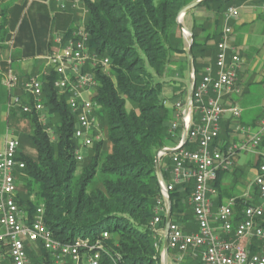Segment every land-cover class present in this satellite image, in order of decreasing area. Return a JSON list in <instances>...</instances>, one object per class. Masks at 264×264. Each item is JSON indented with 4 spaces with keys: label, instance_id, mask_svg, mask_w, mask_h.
Listing matches in <instances>:
<instances>
[{
    "label": "trees",
    "instance_id": "16d2710c",
    "mask_svg": "<svg viewBox=\"0 0 264 264\" xmlns=\"http://www.w3.org/2000/svg\"><path fill=\"white\" fill-rule=\"evenodd\" d=\"M193 1L82 0L84 11L81 13H77L79 7L68 6L73 19L61 34L68 37L79 22L83 23L89 33V51L98 59L107 57L108 68L114 76L112 79L106 74L99 62L92 71L99 87L91 100L100 107L97 117L104 118L109 147L103 141L86 147L90 153L78 175V162L82 159L77 160L74 154L78 148L73 137L75 115L67 106L66 93L53 86L57 74L52 66L46 75L38 77L42 82V111L34 109L33 100L25 92L17 96L21 105L30 107L28 112L22 111L21 105L9 107L12 117L22 118L30 125L28 132L15 135L20 143L18 158L24 161L23 170L15 175V202L29 220L40 205L44 223L61 241H73L77 236L93 241L107 231L108 237L101 238L104 249L99 264H160L161 244L160 248L154 246L151 226L159 194L155 155L168 143L176 144L179 138L169 130L172 109L164 104L160 78L166 73L170 51L179 50L183 45L177 14ZM231 1L202 0L187 11L203 7L213 14L201 22L194 19L191 26L195 81L200 78L197 55L206 49L216 54L223 12ZM6 7L7 4L2 7L3 17ZM208 41L213 43L207 45ZM127 103L132 106L127 108ZM46 106L58 116L55 142L50 141L41 123ZM230 117L227 122L235 120ZM223 121L222 118L221 126ZM228 131L227 127L220 130L215 143L224 142ZM24 142L35 148L36 159L24 152ZM225 143L229 144L227 139ZM184 146L195 148L187 141ZM263 148L264 139L258 145L259 150ZM159 164L165 178L172 166L171 154L161 155ZM225 172H219L214 182L218 191L216 203L231 197L228 190L218 186ZM192 185L193 182L180 184L181 187L175 186L169 193L171 220L178 221L184 229L189 227L187 223L192 218L187 201ZM234 198V211L240 218L244 203L249 201L243 202L244 197ZM158 225L163 228L164 221ZM36 248L38 252L26 244L32 264H51L40 243Z\"/></svg>",
    "mask_w": 264,
    "mask_h": 264
},
{
    "label": "built area",
    "instance_id": "2783aa9c",
    "mask_svg": "<svg viewBox=\"0 0 264 264\" xmlns=\"http://www.w3.org/2000/svg\"><path fill=\"white\" fill-rule=\"evenodd\" d=\"M66 1L70 2L73 9H77L81 3V0ZM60 7L66 9L65 1L60 2ZM236 16L237 8L229 6L223 14V27L216 43L213 65L204 67L205 72L197 81L193 75L192 103L188 115L184 114L185 104L182 100L175 99L171 104L175 119L168 125L169 130L174 132L176 128L181 131L184 129L186 140L183 142L181 132L176 144L164 147L176 151L170 153V180L165 181L163 177L158 180L159 194L153 207L151 226L154 246L160 248L164 227L158 224L162 221L165 223L169 193L176 185L192 181L188 201L197 229L185 231L170 218L167 231L171 260L176 263L189 253L193 257L199 256L201 264H264V148L258 149L264 139V116L254 127L234 125L245 136L243 141L215 143L225 111L222 95L237 92L235 80L242 64L238 49L230 42L232 30L229 21ZM88 38L89 33L83 26L74 29L68 37L56 34L54 41L58 47L47 56L49 65L57 74L53 86L66 93L67 106L75 115L73 137L80 145L74 152L77 160L82 159L83 148L100 139L93 135L97 126V104L91 100L95 78L93 74L81 71V67L88 63L90 54L96 57L95 53L89 51ZM97 61L103 68L108 67L107 57ZM17 83L18 78L8 70L4 77L6 89L12 91ZM23 90L33 100L34 109L42 111L44 105L40 79L34 75L29 77L23 84ZM8 103V107L21 105L15 94H11ZM21 110L28 112L30 107L23 104ZM229 112L234 119L241 116V108L236 104L229 108ZM186 141L195 148L184 146ZM238 151L255 152L260 158L254 177L260 202H245L240 218L234 211L233 199L217 207L213 203V184L218 173L232 167ZM19 152V140L10 131L0 148V264H32L26 244L34 249L38 243L49 255L51 264H99L104 249L101 238L108 237L107 231L93 241L84 236H77L73 241H61L53 236L44 223L41 207L36 208L33 218L29 220L27 213L15 202V175L24 168L23 159L18 158ZM160 264H163L162 248ZM168 264H171L170 261Z\"/></svg>",
    "mask_w": 264,
    "mask_h": 264
},
{
    "label": "crops",
    "instance_id": "0c3cea01",
    "mask_svg": "<svg viewBox=\"0 0 264 264\" xmlns=\"http://www.w3.org/2000/svg\"><path fill=\"white\" fill-rule=\"evenodd\" d=\"M61 1H65L67 5L66 9L60 7ZM5 4H7V7L4 15L5 17H3L2 7ZM68 6H70V2L66 0H0V132H2L0 134V148L4 144L6 133L12 131L8 129L9 123L17 118L10 115L7 102L10 100L11 94L23 95V84L29 77L33 75L40 77L49 72L51 67L49 66L47 56L58 47V44L54 41V36L64 33L70 27L71 20L73 19L72 12L67 10ZM230 6H235L237 8L236 18L229 21V26L232 30L230 42L232 46L238 49V53H240L242 58V64L238 70L237 79L235 80L237 92L229 94L227 99L225 101L223 100V103L226 104V106L228 105L229 108L235 104L241 108V116L237 122L235 120L227 122L230 116L226 115H230V112L229 109L224 111V121L220 130H224V127L229 129L226 136L228 143L235 141L241 142L245 139V136L234 128L235 124L239 123L243 127H253L263 117L259 116V112L255 113L254 110L256 107L245 99L249 90L247 89L245 78L247 74V64H244L245 60L242 54L249 52L251 49L258 50L256 44L258 38L261 46L258 52L264 54V0H232ZM210 15L213 14L207 10L202 11L200 7L191 12H186L182 17V21H184L183 23L186 24L187 28L188 26L190 28L194 19L197 22H201L205 18L210 17ZM3 19H5V21H3ZM212 43V41H208V44ZM8 70H11L18 78L17 86L12 91L6 89L7 87L4 85V77ZM189 83L190 80L188 78L187 89L189 88ZM175 85H178V83L175 82ZM182 89L183 88L179 86L175 90L179 92ZM180 94L184 96L185 92L182 91ZM164 95L166 97L171 96L167 87L164 88ZM5 100L7 102H5ZM165 101L167 108L171 110V104L174 100L169 101L165 99ZM244 102L246 104H244ZM240 103L243 105H240ZM262 111H264V107ZM174 119L172 112V118L169 124L174 121ZM174 132L177 137L182 131L176 128ZM226 139L224 138V142ZM171 146H173V142L167 144V147ZM251 153L257 154L255 152ZM235 164L236 166L243 165L241 158H238ZM252 170L254 171L253 175H255L256 169ZM214 190L213 203L214 207H217L220 204L216 203L218 191L215 187ZM245 195L246 194L242 197L245 198ZM234 197H237V195L235 194V196H231L230 198ZM230 198L227 199L226 202L229 201ZM233 200H235V198ZM259 202L260 197L255 204ZM190 221L193 224L188 227V230H184L196 231L197 223L193 218V213L189 222ZM162 246L163 239L161 241V248ZM167 253L168 262L170 261L171 264H175L176 262L171 260V252L168 251ZM182 261L183 264H201L199 256L193 257L189 253L186 254Z\"/></svg>",
    "mask_w": 264,
    "mask_h": 264
},
{
    "label": "rangeland",
    "instance_id": "374dc122",
    "mask_svg": "<svg viewBox=\"0 0 264 264\" xmlns=\"http://www.w3.org/2000/svg\"><path fill=\"white\" fill-rule=\"evenodd\" d=\"M231 3H232V1H231ZM228 6H230V3L228 4ZM228 6H227V8H228ZM78 7L79 8L77 9V13H79V12L81 13L84 11L82 0H81V3L79 4ZM201 8H202V11L207 10L206 8H203V7H201ZM78 15L80 16V14H78ZM212 16L213 15H210V17H212ZM183 22L184 21H182V23ZM79 24L80 25L76 26L74 29H76L80 26H83V23L79 22ZM184 25L186 26V24H184ZM222 27H223V21H222ZM188 29L191 30V26H190V28L188 26ZM181 36H182V40H183V45H182V47L179 48V50H171L170 51L169 61L167 64L168 67L166 69V73L160 78V80L162 81V84H163V86H162L163 87L162 88L163 95H164V88L165 87H167L171 93V96L166 97L164 95L163 98L168 99L169 101H173V100H175V98L177 100V98H178L179 100H182V102H184V104L186 105V100H187L188 90H189V88L187 89V80L189 78L188 64H187V55H188L187 54V50H188L187 39H188V36L184 35L182 31H181ZM261 41H262V39H261ZM256 44H257L258 50L261 49L259 38H258V42ZM207 45H209V44H207ZM258 50L257 49H251L249 52H245L244 54H242V56L244 57V60H245L244 64H247V74L245 75L246 76L245 78H246L247 89L249 90L248 94H246V96H245V99H246V101L252 103V105H254V107H256L254 112L255 113L259 112V116L262 117V116H264V111H262L263 107H264V90H263L264 89V54H262L261 52H258ZM206 51L203 54L199 53L197 55V63H198V68L200 70L198 73H199L200 77L205 72L204 67L209 66V65L212 66L214 63V56L213 55L215 53L213 52L212 54H210L208 49H206ZM90 53H92V52H90ZM95 58H93L92 54H90L88 63L84 64L81 67V71L94 75V72H92V71H94L95 70L94 67H96L98 65V61H97L98 56L96 55ZM49 66H52V65H49ZM103 71H105L106 74H109L111 76V78L114 79V76L110 73V70L108 67H105L103 69ZM37 77H39V76H37ZM94 78H95V76H94ZM189 80H190V78H189ZM95 82H96V85H95L94 90L91 93V96H93L97 93V90L99 87V82L96 78H95ZM175 82L178 83V85H175ZM179 86H181L183 89L179 92H176L175 89ZM182 91L185 92L184 96H182L180 94ZM227 96L228 95H222L221 99H223L225 101L227 99ZM5 102H7V101L5 100ZM8 102H10V100ZM8 102H7V104H9ZM244 104H246V103L244 102ZM126 105H127V108H130L132 106L129 103H127ZM240 105H243V104L240 103ZM228 109H229V106L228 105L226 106V104H224V110L226 111ZM98 111H100L99 105H97V108L95 111L96 112L97 126H96L95 130L93 131V135L99 137L100 139L97 141H94V143L103 141L105 143V145L108 144L107 145V148H108L109 143L106 142L105 121H104L103 117H101V116H99V118L97 117ZM226 116H230V115H226ZM239 118H235L236 122L239 120ZM40 119L42 120L41 123L44 126V129L46 130V132L48 133V135L50 137V141L55 142L57 139V130H56L57 129L56 127L58 124L57 114L53 113V112L52 113L49 112V110L46 106L45 110L41 113ZM231 119H233V118H231ZM8 129L12 130L13 135H17V133H21V131H22V133L28 132V130L30 129V125L26 120H24L22 118H20V119L16 118L14 121H11L9 123ZM1 133L2 132H0V134ZM22 145H23L24 152H26L30 157L36 159L37 153H36L35 148L32 145H30L28 142H24ZM79 146L80 145L77 142V147H79ZM82 151H83V156H82V160L80 162H78L79 167L77 168L76 175H78L79 172H81L80 171L81 166L86 161V157H88V155L90 153V148H85ZM238 158H241V162L243 165L236 166L235 161ZM233 161L234 162H233L232 167L229 170H226V172L219 178L218 186L221 188H225V190H228L231 196H235V194H236L237 195L236 198H241L244 194H246L245 195V198H246L245 201L247 200V201H249V203L250 202L257 203V199L259 198V194H258L257 188L254 184L255 175H253L254 171L252 169L257 170V167H258L259 162H260V158H259L258 154L251 153V151H238V153L234 157ZM164 180L165 181L170 180L169 179V173H168V175L165 176ZM189 182H192V181L183 182L182 184L189 183ZM178 185L180 186V184H178ZM178 185H176V186H178ZM20 188L21 187H19V190H20ZM231 199H234V198H230V200ZM187 201H188V197H187ZM242 201L245 202L244 200H242ZM188 203H189V201H188ZM224 203H226V200H223V202H221L220 204H224ZM39 206L40 205H37L36 207H39ZM187 224H189L188 226L190 227L193 223L189 222ZM182 229H184V228L182 227ZM188 229H189L188 227L185 228V230H188ZM35 250H36V252H38L37 248H35ZM38 254L40 255V252ZM175 264H183V261H179Z\"/></svg>",
    "mask_w": 264,
    "mask_h": 264
},
{
    "label": "water",
    "instance_id": "95a60500",
    "mask_svg": "<svg viewBox=\"0 0 264 264\" xmlns=\"http://www.w3.org/2000/svg\"><path fill=\"white\" fill-rule=\"evenodd\" d=\"M202 0H195L185 7H183L177 14L176 17V22L180 28V30L183 32L184 35L188 36L187 42H188V50H187V64H188V74L190 78V87L188 90V96L186 100V105L184 108V114L188 115L192 103V90H193V75H194V62H193V54L191 50V45H192V32L182 23V17L186 14L187 11L191 10L195 6L198 5V3ZM182 140L183 142L186 140V131L183 129L182 130ZM176 149L173 148H162L160 149L157 154L155 155V162H154V171L155 174L159 179H162V173L160 170V164H159V158L160 155L162 154H170L175 152ZM170 201H168V212L165 217V225H164V236H163V246H162V255H163V264H168V243H167V231H168V226L170 223Z\"/></svg>",
    "mask_w": 264,
    "mask_h": 264
}]
</instances>
